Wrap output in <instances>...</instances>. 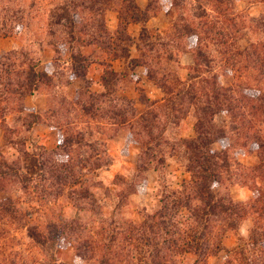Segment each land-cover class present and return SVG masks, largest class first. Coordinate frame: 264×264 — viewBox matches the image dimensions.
I'll list each match as a JSON object with an SVG mask.
<instances>
[{"label":"rangeland","instance_id":"rangeland-1","mask_svg":"<svg viewBox=\"0 0 264 264\" xmlns=\"http://www.w3.org/2000/svg\"><path fill=\"white\" fill-rule=\"evenodd\" d=\"M137 3L0 0V264H264V215L256 230L252 217L213 222L204 256L171 242L177 226L202 230L183 205L201 216L193 181L205 157L218 164L212 191L264 205L254 192L264 147L248 153L264 143V112L253 114L264 102L237 94L252 86L264 99V0H148L167 8L168 24L142 29L139 58L129 60L127 26L150 16ZM66 7L78 42L60 17ZM190 30L197 48L182 52ZM70 47L81 58L75 73ZM116 58L129 60L118 74ZM36 61L39 89L8 94ZM142 224L149 230L133 228Z\"/></svg>","mask_w":264,"mask_h":264},{"label":"trees","instance_id":"trees-1","mask_svg":"<svg viewBox=\"0 0 264 264\" xmlns=\"http://www.w3.org/2000/svg\"><path fill=\"white\" fill-rule=\"evenodd\" d=\"M67 15H68V8L66 7V9L64 8V12L62 11L60 17L63 16L62 17L63 19V18H66ZM68 16L69 17L66 19V21H67V24L71 26V31H69L71 42H78L80 41L79 34L77 35L76 31H72V29H74L73 26H75L74 23L76 20L74 17H71L70 15ZM60 17H57V19L54 22V24H56L57 26L62 25V19ZM144 18L145 20L143 18H135V19H132L133 20L132 22H139L143 24L147 20L148 15L145 16ZM142 29L145 30L146 29L145 26ZM191 32H192L191 30L188 32L189 36H191ZM185 39H187V41L182 43L184 48L181 49L180 51L195 52L197 48L196 46L199 42L197 36H196L195 41H194L193 36H191L190 38L186 36ZM130 43H132V40H130ZM70 48H71V55H72L73 72L75 73V71H77L78 64L81 62V58L79 57V55L77 54V52L74 50L73 47H70ZM128 52H129V48L125 50V53L127 54V56H128ZM126 54H123V56H125ZM38 65H39V61L33 62L29 67V71H28L29 73L27 76L28 79L26 78V83H20L18 87L15 89L7 86L8 88L6 89L7 93L10 95L12 94L16 95L20 99H23L28 94H32L35 91H37L39 89L40 83L42 82L41 77L44 76L42 72L39 73L35 71ZM136 65L142 66L143 64H135V66ZM240 93L241 95H243V97L245 96V99L248 101L253 100V102H259V101L264 102V99L260 98L261 92L255 87L247 86L242 90V92L239 91L237 93L238 96L240 95ZM215 99L217 101L219 100L217 96H215ZM253 106H254L253 111L255 112L253 114L260 113L261 110H263L264 112V107L261 108V105H256L254 103ZM221 112L226 113V111H221ZM263 112L261 113L263 114ZM0 119H3L2 113L0 114ZM39 121H40L39 115H36L34 122H39ZM224 139H226V137ZM258 140L260 141V139ZM263 147H264V143H261V142L251 143V147L248 153L255 152L259 154V151ZM199 168L200 170L197 171L198 174L196 175V180L193 181V184L198 188V193H199L198 197L200 200L199 204L202 205V207H204V209L202 210V214L200 216L196 212L195 209H194L195 210L194 212L189 202L185 203L183 207L190 210L189 213L192 214V216H194V219H193L194 223L196 224V226H201L202 230L198 233V236H195L194 234L190 235L191 231L183 230V229L181 230L177 226V229H174L173 233L171 232L173 235H175V237L176 236L177 237L175 240L171 242H173L176 246H178V244L179 245L181 244L180 246L182 247H196L197 246L198 247L197 251L194 249L193 252L196 253L197 255L204 256L206 254V249L205 248L200 249V247H212L214 244V239L216 238V236L213 235V233L208 230V227L212 226L213 222H216V221H219V222L224 221L226 223L229 222L228 225L231 227L232 226L231 221H236V218L237 219L239 218L240 220L244 221V219H248L249 217H252L253 229L256 230L259 227L260 228L262 227L261 224H259V221L257 220L259 219L261 220L262 216L264 215V205L262 206L257 205L255 207V204L252 205L251 203L249 206L248 204L236 203L233 201V199L230 197L229 194L221 195V194H216L214 191H212V188L218 185L219 173L217 172L218 164L214 162L213 160H211V158H207V157L203 158L202 162L199 163ZM258 177L261 179L262 176H258ZM254 186H255L254 192L256 193L255 196H257L258 200L260 199L259 197H261V200H263L264 199V184L260 185V187H257V184L255 182ZM255 199L253 202H255ZM194 200H196V198H194ZM172 203L173 204L171 208L173 209V211H175V214L180 213V210L182 208L181 202L174 200L172 201ZM159 215L161 218L159 223L160 224L164 223V220L166 219L167 215L165 213H162V214L160 213ZM133 228L138 229L143 232L149 230L148 226H146L145 224H142L141 226H137ZM158 228H157V231L156 230L154 231L153 227H150V232H152L154 236H157V234H159L161 230L164 231L166 229L165 226H162V225ZM204 229L205 231H203ZM169 232L170 231H166L165 233H169ZM263 232L264 230L262 231V233ZM196 240H197V243H196ZM144 241L148 243L147 238H145ZM187 252H190V251H187Z\"/></svg>","mask_w":264,"mask_h":264},{"label":"crops","instance_id":"crops-1","mask_svg":"<svg viewBox=\"0 0 264 264\" xmlns=\"http://www.w3.org/2000/svg\"><path fill=\"white\" fill-rule=\"evenodd\" d=\"M138 6L142 10H149L150 16L149 18L142 24L139 22H130L127 26V32L129 36L132 38V44L130 46L129 50V60H135L139 58V50H138V44H139V35L142 30V28L145 26V28H155L156 30L161 31L162 28H166L168 21L165 18V12H167V8H163L159 3V7L156 10H151L150 7H148V0H137ZM142 1V2H141ZM258 5V4H257ZM261 5V4H260ZM258 6L254 5V10H260L258 9ZM153 11V12H151ZM108 18L111 20V23L114 22V30L117 28L119 24V13L117 10H108ZM186 58H189L190 53H184L183 54ZM128 60V61H129ZM128 61L124 58H116L114 60V71L115 73H121L125 67L128 65ZM131 74L135 77V80L138 82V84H142L141 78L145 79V72L144 68L141 65H136L132 69ZM53 131V129H51ZM57 134V133H56Z\"/></svg>","mask_w":264,"mask_h":264}]
</instances>
